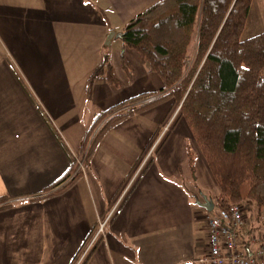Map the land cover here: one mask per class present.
Returning <instances> with one entry per match:
<instances>
[{
	"label": "crops",
	"instance_id": "crops-1",
	"mask_svg": "<svg viewBox=\"0 0 264 264\" xmlns=\"http://www.w3.org/2000/svg\"><path fill=\"white\" fill-rule=\"evenodd\" d=\"M157 1L0 0V196L12 204L0 210V264H72L174 110L166 101L101 130L113 113L86 141L99 112L152 94L137 103L143 106L164 87L121 38L105 45L112 30L122 32ZM105 60L119 83L104 71L88 97L89 78ZM72 154L84 160L80 176L38 200L72 168ZM219 194L188 123L178 118L87 264H180L205 256L208 211L198 200L216 203ZM245 213L264 237L263 217Z\"/></svg>",
	"mask_w": 264,
	"mask_h": 264
},
{
	"label": "trees",
	"instance_id": "trees-1",
	"mask_svg": "<svg viewBox=\"0 0 264 264\" xmlns=\"http://www.w3.org/2000/svg\"><path fill=\"white\" fill-rule=\"evenodd\" d=\"M252 4L253 0H158L131 18L122 31L124 48L137 52L164 87L143 106L137 103L152 94L99 112L86 141L113 113L101 130L166 101L173 100L174 107L182 104L180 118L188 123L220 190L215 204H248L251 216L263 217L264 224V31L242 39ZM122 61L127 67L124 53ZM104 71L111 83H119L105 60L89 78L88 97ZM127 105L128 111L116 113ZM92 150L93 146L86 159ZM189 161L194 168L192 152ZM75 165L37 199L72 185L81 173L74 175ZM10 200L0 196V210L11 207Z\"/></svg>",
	"mask_w": 264,
	"mask_h": 264
},
{
	"label": "built area",
	"instance_id": "built-area-1",
	"mask_svg": "<svg viewBox=\"0 0 264 264\" xmlns=\"http://www.w3.org/2000/svg\"><path fill=\"white\" fill-rule=\"evenodd\" d=\"M176 107L145 148L135 172L127 181L108 213L100 218L95 235L78 253L72 264H82L92 254L99 240L105 236L108 225L114 219L124 199L174 129L177 119L180 118L182 104ZM72 160L76 164L75 175L83 170L84 160L75 154H72ZM207 220L210 237L208 253L200 258L186 260L180 264H260L264 260V237H257L251 232L242 204L233 203L228 208L215 205L213 211L208 212Z\"/></svg>",
	"mask_w": 264,
	"mask_h": 264
},
{
	"label": "rangeland",
	"instance_id": "rangeland-1",
	"mask_svg": "<svg viewBox=\"0 0 264 264\" xmlns=\"http://www.w3.org/2000/svg\"><path fill=\"white\" fill-rule=\"evenodd\" d=\"M263 31H264V0H253V5L246 23V27L242 34V39L255 36ZM242 206L244 207L246 212L247 211L250 212V207L248 206V204H242ZM90 256H88L82 264H87Z\"/></svg>",
	"mask_w": 264,
	"mask_h": 264
},
{
	"label": "water",
	"instance_id": "water-1",
	"mask_svg": "<svg viewBox=\"0 0 264 264\" xmlns=\"http://www.w3.org/2000/svg\"><path fill=\"white\" fill-rule=\"evenodd\" d=\"M122 36H123L122 32H117L116 30H112L107 36L105 45L111 46L112 42L115 39L122 38ZM198 204L201 207L205 208L208 212L213 211L215 207V202L209 199L207 196H203V201L198 200Z\"/></svg>",
	"mask_w": 264,
	"mask_h": 264
}]
</instances>
